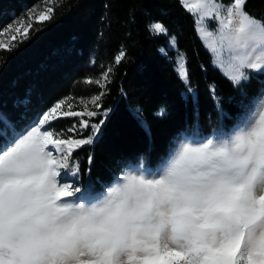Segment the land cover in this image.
Instances as JSON below:
<instances>
[{
	"label": "snow or ice",
	"instance_id": "6c2138e0",
	"mask_svg": "<svg viewBox=\"0 0 264 264\" xmlns=\"http://www.w3.org/2000/svg\"><path fill=\"white\" fill-rule=\"evenodd\" d=\"M178 2L194 15L198 38L215 55L213 66L234 87L249 83L252 73L264 76V17L247 10L248 0ZM53 13L52 6L34 12V21H50ZM34 21L30 15L26 24L0 32L8 37L0 39V50L12 53L27 42ZM206 21L217 23L216 30ZM149 28L168 33L160 22ZM124 57L122 50L115 62ZM177 66L197 103L185 64ZM260 93L253 100L242 93L232 117L213 91L217 128L205 134L197 121L172 138L151 171L141 157L139 171L126 166L114 182L93 187L91 201L72 199L82 189L61 176L70 168L79 173L70 162L106 122L90 123L98 111L83 100V109L73 110L61 99L22 128L0 114V264H264V88ZM102 95L91 98L97 110ZM66 118H79L78 126L49 130ZM224 118L233 120L230 127Z\"/></svg>",
	"mask_w": 264,
	"mask_h": 264
},
{
	"label": "trees",
	"instance_id": "16d2710c",
	"mask_svg": "<svg viewBox=\"0 0 264 264\" xmlns=\"http://www.w3.org/2000/svg\"><path fill=\"white\" fill-rule=\"evenodd\" d=\"M44 1L0 0V32L18 19L29 18L25 5L38 8ZM50 1L54 7L50 21L33 19L27 42L12 53L0 50V111L19 120L20 128L61 99L71 102L73 110H82L83 100L98 111L94 121L106 122L94 143L77 150L70 162L78 164L84 195H95L93 187L99 190L126 166L141 163V157L145 166L156 167L172 138L197 121L210 134L221 123L213 91L232 117L239 111L242 93L253 100L259 91V78L264 76L252 74L249 83L237 88L213 66L214 56L198 38L194 15L178 0ZM247 10L264 17V0H248ZM155 22L168 33L150 29ZM172 36L176 48L169 46ZM122 50L125 57L117 64L115 57ZM179 54L184 56L197 103L178 75ZM108 69L111 73L105 81ZM101 93L102 109L97 110L90 101ZM25 114L28 119H20ZM77 120L62 119L52 130L67 129ZM232 123L223 120L226 127Z\"/></svg>",
	"mask_w": 264,
	"mask_h": 264
},
{
	"label": "rangeland",
	"instance_id": "374dc122",
	"mask_svg": "<svg viewBox=\"0 0 264 264\" xmlns=\"http://www.w3.org/2000/svg\"><path fill=\"white\" fill-rule=\"evenodd\" d=\"M225 3V2H224ZM225 4H227V3H225ZM49 6H51V1L50 0H45L43 3H41V5L37 8V7H31V8H27V5H25V7H26V9L28 10V13H29V15H28V17L30 16V15H32L33 16V19H34V12L35 13H38L39 11H42V10H44L45 8H47V7H49ZM28 19L29 18H21V19H18L15 23H12V24H10V25H12V26H17L18 24H19V22H21V21H24L25 22V24L27 23V21H28ZM9 25V26H10ZM8 26V27H9ZM7 27V28H8ZM205 27H207L209 30H211V31H215L216 30V28H217V23H215V22H210V21H206L205 22ZM5 30V29H4ZM4 30H2L1 32H3ZM0 39H3V40H5V42H7L8 41V37L7 36H0ZM204 43L205 44H207V41H204ZM169 46L171 47V48H176V43H175V45H172V44H170L169 43ZM213 54V53H212ZM213 56H214V59H215V55L213 54ZM178 61L180 62V63H182V64H184V56L182 55V54H179L178 56H177V58H176V65H177V63H178ZM177 69H178V71H180V69L178 68V66H177ZM252 74H255V73H252ZM251 74V75H252ZM256 75V74H255ZM257 76V75H256ZM262 80H264V77L263 78H259V81H260V88H259V91H258V93H257V95L255 96V98L254 99H258V98H260L261 97V93H260V89L261 88H264V84H262L261 83V81ZM89 108H91V106L89 105L88 106ZM0 114H2V112L0 111ZM78 122H79V118H78V120L74 123V124H77V126H78ZM90 123H92V124H96V122L94 121V119L93 118H90ZM29 124V123H28ZM27 125V124H26ZM25 125H23L22 127H24ZM21 127V128H22ZM71 127V126H70ZM69 127V128H70ZM49 130H52V129H49ZM86 131H88V135L92 132V129L91 128H89V129H87V130H84V132L83 133H85ZM82 133V134H83ZM87 135V136H88ZM87 136H84L83 138H87ZM177 136V135H176ZM77 138H80V136H78ZM137 165H139V164H137ZM137 165H132V166H128V168H131V169H133V170H136V171H139L140 169L138 168V167H135V166H137ZM74 167H78V164L77 165H74L73 166V168ZM72 170L73 169H70V170H65L64 172H62V176H61V180H62V182H69V183H74V184H76L77 186H79L80 187V184H79V179H78V174L77 175H72V174H70L71 172H72ZM145 170H147V171H151L152 169H148V168H145ZM121 174H122V172H121ZM120 174V175H121ZM76 176H77V179H76ZM94 198V196H92L91 197V200ZM72 199H75V200H80V199H83V200H85V201H88V200H86V199H84V197H82V195H81V193H79V194H77V196H75V197H73ZM90 200V201H91Z\"/></svg>",
	"mask_w": 264,
	"mask_h": 264
}]
</instances>
